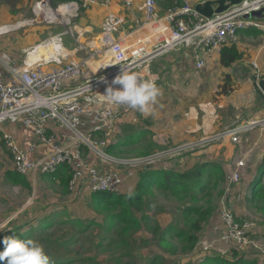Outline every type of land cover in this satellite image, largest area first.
Here are the masks:
<instances>
[{
	"label": "built area",
	"instance_id": "obj_1",
	"mask_svg": "<svg viewBox=\"0 0 264 264\" xmlns=\"http://www.w3.org/2000/svg\"><path fill=\"white\" fill-rule=\"evenodd\" d=\"M109 1L33 0L31 11L36 22L38 19L48 24L70 25L71 18L79 16L81 10L100 3L106 5ZM124 1L127 7L131 6L132 0ZM142 2L143 23L135 28L124 29L122 18L108 14L90 43L80 42L78 37L81 34L72 27L56 34L61 36L62 53L55 58L33 62L29 60L28 52L23 65L17 67L10 63L7 54L1 55L0 61L4 66H0V133L17 173L25 176L51 174L60 165L66 164L71 170L68 184L71 192L76 191L84 181V191L121 193L124 181L135 178L139 167L142 169L149 164V157L145 160L133 159L128 164L119 161L124 166L121 171L102 170L91 161L92 158L101 163L112 161L106 148L114 142L112 133L116 105L107 102L102 95L121 74L122 68L142 78H151L150 62L154 57L185 48L191 50L195 67L200 69L205 64L201 51L207 54L235 42L238 31L245 28L264 31L259 19L244 17L264 7V0H241L210 18L199 14L188 0H172L162 14L158 11L156 0ZM58 9L61 11L56 13ZM65 34L76 40L77 49L85 52L81 59L65 62L62 44V35ZM50 38L40 43L46 44ZM95 41L98 45L94 44ZM105 49L110 55L108 63L93 71L89 61L96 60ZM42 63L43 66L57 63V66L42 68ZM253 65L256 67V64ZM75 80L78 83L71 85ZM11 125H21L36 137V141L48 144L51 151L45 156L30 158L29 153L35 151L37 142L31 141L23 148L14 132L8 129ZM50 125L55 126L57 132L48 135ZM257 126L264 127V118L238 125L231 131L222 130L214 137L233 135ZM236 166L230 175L234 182L240 179L243 160L238 161ZM220 217L224 225L221 241L238 247H256L255 237H250L248 233L250 223L240 225L225 209Z\"/></svg>",
	"mask_w": 264,
	"mask_h": 264
},
{
	"label": "rangeland",
	"instance_id": "obj_2",
	"mask_svg": "<svg viewBox=\"0 0 264 264\" xmlns=\"http://www.w3.org/2000/svg\"><path fill=\"white\" fill-rule=\"evenodd\" d=\"M16 3H20V8L15 9L14 12L19 14V20L25 24L24 27L17 30V33H19V35H31L35 30V27H37V29L41 30V32H39L38 41L36 42L37 44L51 35L69 29L72 27L73 22H77L82 16H80V13L79 16L71 18L70 25L48 24L43 21L41 22L38 19L36 22L34 21L35 17L31 11L33 0H16ZM10 8L13 11L14 7L11 6ZM261 21L263 23L264 17L260 19V22ZM89 25L94 26V24ZM79 30L81 31V29ZM97 31H100V29H97ZM240 31L246 30L244 29ZM247 38L248 39L245 42L248 45H251L252 47L255 46V48H261L264 34L258 33L253 37L249 36ZM62 39L64 47H71V44L72 46L75 44L69 35H64ZM89 40L91 41L94 39L92 37ZM79 41L83 42L85 40L83 37H80ZM36 43L35 45H37ZM94 44L98 45L96 41ZM31 49L32 45L27 48V50ZM63 51L65 52V49H63ZM106 52L107 51L102 52V55L96 58L97 61H89L88 64L91 69L92 67L94 69L96 64L102 66L108 62L110 55ZM246 78L250 79L248 83L243 82ZM258 78L259 76L253 72H248V75L239 74L236 81H231V92L227 96H224V98L220 97L221 95H218L222 90L220 89V84L223 80H219L220 83H217V86L215 85L213 94L216 95V98H214L216 106L222 110L223 117L224 112L228 111L230 119L236 120L235 123H232L223 131H231L238 125H244L249 121L264 118V101L260 93L255 89ZM218 91L219 93H217ZM126 107L127 106L120 105L122 111H125ZM115 115H117L116 110ZM150 121L152 122V125L149 121H147V123L152 129L153 123L157 128V131L164 128V130L161 131L163 135L156 138H160V142H155L150 133L147 136H143L139 141L120 148V155H109L112 160L109 163H111L116 170L121 171L124 167L118 163L119 161L128 164L133 161V159L137 160L144 158L145 160L147 157H149L150 162L149 164H146L145 167L148 166L153 169H168L173 171H185L199 163L217 161L221 163L224 173L226 174V179L224 182L217 181L216 183H211L202 194L197 195L196 197H192L191 195L175 196L153 188L152 193L147 197V201L143 208H145V213L151 218L156 219L162 227H165L171 221H174L177 215L182 212V209L189 205H194L200 212L204 213L206 219L203 221L201 220V217L198 219L197 224L199 227L201 226V228L198 227L195 231L188 230L189 233L196 234L197 239L194 247L187 252L182 250L183 242L180 239H167L166 244L160 245L152 238L151 232L144 227V230L138 232L137 235L142 236L147 239V241L142 244H137L136 248L133 247L134 253L137 254V263H143L145 259L153 253L164 254L170 260V263L174 264L185 263L189 260L197 261L203 254L231 257L232 253L236 251L239 254H245L251 258L258 259L259 264H264V204L260 195L255 198H251L250 196V199H248L250 181L257 174V165L264 155V127L257 126L248 131L242 130L233 135L224 134L220 137H214L216 136L215 134L208 137L213 139L208 140L207 143H205V148H196L198 147L197 145L185 149L181 148L180 144L188 143V141H179L182 143L178 142V144H173V140L171 139L172 144L168 145L166 136L175 137V128L173 126H159L160 121H156L152 118ZM143 124L147 127L145 121H143ZM137 130L139 129H133L134 133ZM1 141L0 133V230L3 227L8 226V222H14L20 219V214L32 203L35 194V191L31 188L25 189L20 186H14L8 183L2 176V167L7 169V167L10 166V162L12 163V160ZM149 141L151 143L150 149V146H148ZM254 142L257 143V148L253 146ZM153 143L156 144V147ZM220 143L223 145H220ZM250 145L254 148L250 149ZM175 147L178 148V150H174ZM244 148L249 151V154H246L245 156L243 154ZM240 160H243L244 162V167L240 169V179L236 182L231 181L230 175L235 171L237 167L236 163ZM140 170L142 169L139 167L135 178L126 179L124 181L120 189L121 193L125 192L124 194L126 195L133 190ZM51 181H53V179H51ZM212 181H214V179H212ZM262 184L264 185V176L262 178ZM75 192L76 191H74L73 194ZM90 194L91 192L88 190L81 191L80 198H82L78 203H75V206L72 208L68 207V209L75 217L81 219L94 218L97 221H100L99 215H97L91 208L87 207V201ZM223 209L227 210L240 225L250 223L251 226L248 233L250 234V237H255L256 247H238L234 243H225L220 240V234L224 232V225L222 224L220 217V213ZM50 213L51 212H49V214ZM47 214L48 213L46 212L40 215ZM60 226L61 225H58V227ZM28 228L29 226H24L22 231ZM136 242H139V240ZM84 246L88 247L86 244H84ZM104 257L105 255L100 256L101 259Z\"/></svg>",
	"mask_w": 264,
	"mask_h": 264
},
{
	"label": "crops",
	"instance_id": "obj_3",
	"mask_svg": "<svg viewBox=\"0 0 264 264\" xmlns=\"http://www.w3.org/2000/svg\"><path fill=\"white\" fill-rule=\"evenodd\" d=\"M188 1L195 6L197 4H202L207 0ZM124 2V0H110L106 5L100 3L81 10L80 16H82L77 22H73L72 24V29L81 34L78 39L83 37V39H85L83 42L90 43L91 41L89 39L92 37L94 39L98 34L99 31H97V29H100L102 21L108 14L117 15L122 18L124 29L130 27L135 28L138 24H142L144 19L142 0H132L131 6L128 7ZM171 2L172 0H156L159 13L162 14ZM12 6L14 7L13 11L10 8V4L0 0V58L3 53L7 54L10 58V63L19 67L23 65L26 54L29 52L27 48L31 45L33 48V45L38 41L39 32H41V30L35 27L33 34L19 35L17 30L24 27L25 24L19 20V14L14 12V10L20 8V3H15ZM260 23L264 26V21L263 23L262 21ZM89 24H94V26H90ZM79 29H81V31ZM254 29L258 30L260 34H264L262 29L245 28L246 31H238L237 40L235 42L223 45L227 47L234 45L235 50L240 54L238 59L227 66H223L220 60L221 48L223 46L220 49L213 50L207 54L201 51V55L205 60V64L201 69L195 67L194 56L189 49L180 48L154 57L150 62V74L151 78H155L161 89L162 94L158 98V103L149 114L141 113L129 107H126L125 111H122L120 105H116L115 110L117 111V115L112 133V137L114 136L112 140H114V142H111L109 145L114 144L123 136L131 134L130 130L133 131V129L140 130L145 128L151 130L152 138L155 142H160V138H156L163 135L161 131L164 130V128L157 131L154 123L153 129L150 125L148 126L147 121L152 125V122L150 121L152 118L156 121H160L159 126L165 125L167 127L173 126L175 128L174 138L166 136L168 145L172 144V140L173 144H178L179 141H188V143L180 144L181 148L186 149L197 145L198 147L196 148H205V143L212 139L208 137L217 134L232 123L236 122V120L230 119L228 111L224 112L223 117L222 110L216 106V102L214 101L216 95L213 94L215 85L217 86V83H220L219 80H223L220 84V89H222L223 84L226 83V92H220V94H218L221 95L220 97L224 98V96H227L231 92V81H236L239 74L248 75V72H253L257 76H260L264 73V42H262L261 48H255V46L252 47L245 42L248 39L247 37H253L255 35L252 33L253 31H256ZM63 36L64 35H62V37ZM69 37L75 44L73 46L71 44V47H64L65 62L69 59H81L85 55L83 50L77 49L76 40L70 35ZM2 63L3 61H0V66H4ZM253 64H256V67H254ZM45 66L51 69L57 66V63H49L44 66L42 63L41 67L43 68ZM249 81L250 79L246 78L243 82L248 83ZM76 83H78L77 80L71 82V85ZM217 93H219V91ZM143 121H145L147 127L143 124ZM125 124H130L134 127H131L130 130L128 128L123 129V125ZM8 129L14 132L19 144L23 148H26L31 141H36V137L32 136V134L21 125H11L8 126ZM123 130H125L126 133ZM52 132H57L56 127L50 125L47 134L50 135ZM36 142L37 148L35 151L29 153L30 158L34 159L40 156H45L51 151V147L48 144L38 141ZM129 145H131V143ZM220 145L223 144L220 143ZM253 146L255 148L258 147L256 142L253 143ZM253 146L250 145L249 148L253 149ZM107 149L108 148H106V152ZM245 149L246 148H244L243 153L244 156L249 154V151ZM174 150H178V148L175 147ZM108 154L110 155V153ZM9 156L11 157L10 154ZM91 162L99 169L115 170L111 163H101L95 158H92ZM8 170L16 172L13 167V161L12 163L10 162V166L7 167V169L2 167V176L4 178L5 172ZM25 177L31 184V189L35 191V194L32 203L20 214L19 218L26 216L32 217L46 212L49 213L50 210L62 208L64 204H67L69 208H72L75 206V202L78 203L82 198H80V193L81 191H84V181L80 183L74 194L68 187L69 193L63 195V193L60 192L58 181L56 179L51 181L47 174L29 175ZM5 180L10 183L6 178Z\"/></svg>",
	"mask_w": 264,
	"mask_h": 264
},
{
	"label": "trees",
	"instance_id": "obj_4",
	"mask_svg": "<svg viewBox=\"0 0 264 264\" xmlns=\"http://www.w3.org/2000/svg\"><path fill=\"white\" fill-rule=\"evenodd\" d=\"M5 2L12 6L16 0H5ZM252 33L256 35L259 31ZM239 57L240 54L235 50L234 45L221 48L220 60L223 66H227ZM225 84L221 92H226ZM255 89L264 98L257 86ZM131 127L134 126L123 125V129L130 130ZM130 131L131 134L123 136L107 147L110 155H120V148L139 141L145 135L152 134L147 128L137 130L135 133ZM150 144L149 141L148 146ZM153 144L156 147V144ZM256 172L257 174L249 184L248 199L250 196L255 198L260 195L264 204V185L262 184L264 155L257 165ZM47 175L50 179L58 181L60 192L63 195L69 193L71 170L66 164L60 165L55 172ZM5 178L13 185L25 189L31 188L27 178L17 172L6 171ZM225 179L226 174L223 167L217 161L199 163L185 171L153 169L147 166L138 173L136 185L130 193L125 195L124 193L95 192L89 195L87 207L99 215L100 221L94 218L75 217L70 213L67 204L50 211L51 213L47 215L21 217L18 221L8 222V226L0 230V252L4 250L3 239L14 235L21 240L39 241L50 257L51 264H138L137 254L134 253L133 247L136 248L137 244L147 241L137 235L138 232L144 230V227L151 232L152 238L160 245L166 244L167 239H180L183 242L182 250L187 252L194 247L197 239L196 234L189 233L188 230L195 231L199 227L198 219L201 217L203 221L206 215L194 205L185 206L174 221L162 227L156 219L145 213L143 207L147 197L151 195L153 188L175 196L196 197L202 194L211 183L224 182ZM24 226H29V228L22 231ZM137 240L139 242H136ZM101 255L105 257L101 259ZM0 264H6V261ZM141 264L171 263L164 254L153 253ZM174 264H259V261L234 251L231 257L203 254L197 261L189 260L185 263Z\"/></svg>",
	"mask_w": 264,
	"mask_h": 264
},
{
	"label": "clouds",
	"instance_id": "obj_5",
	"mask_svg": "<svg viewBox=\"0 0 264 264\" xmlns=\"http://www.w3.org/2000/svg\"><path fill=\"white\" fill-rule=\"evenodd\" d=\"M61 36L54 35L43 46L52 58L62 53ZM39 55V52L34 53ZM119 85L120 87H113ZM161 89L155 78H142L135 72L122 68L112 84L106 89L107 102L113 105H123L141 113L149 114L158 103ZM4 250L0 252V262L6 264H51L50 257L44 246L35 239L21 240L16 236L3 239Z\"/></svg>",
	"mask_w": 264,
	"mask_h": 264
},
{
	"label": "water",
	"instance_id": "obj_6",
	"mask_svg": "<svg viewBox=\"0 0 264 264\" xmlns=\"http://www.w3.org/2000/svg\"><path fill=\"white\" fill-rule=\"evenodd\" d=\"M241 0H207L203 4L195 5V10L206 18H210L213 14L221 13L229 6L240 3ZM245 18L262 19L264 17V7L260 10L252 11L244 16ZM257 87L264 96V73L257 80Z\"/></svg>",
	"mask_w": 264,
	"mask_h": 264
},
{
	"label": "bare ground",
	"instance_id": "obj_7",
	"mask_svg": "<svg viewBox=\"0 0 264 264\" xmlns=\"http://www.w3.org/2000/svg\"><path fill=\"white\" fill-rule=\"evenodd\" d=\"M59 11H61V9L55 10L56 13H59ZM85 40V39H84ZM92 41V40H91ZM45 45V43H40L38 45H36L33 49L29 50V60L30 61H37V60H42V59H49L51 56L49 55V52L46 48H44L43 46ZM106 51V50H105ZM39 52V55H34V53ZM65 53V52H64ZM107 54H109L108 52H106ZM97 61V60H96ZM103 62V61H102ZM98 63V62H97ZM108 63V62H107ZM96 64V63H95ZM100 67V64H96V67L94 68L95 70H98ZM92 67V70L95 71Z\"/></svg>",
	"mask_w": 264,
	"mask_h": 264
}]
</instances>
